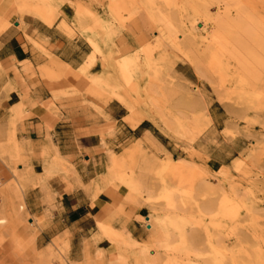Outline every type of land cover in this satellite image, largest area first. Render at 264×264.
Here are the masks:
<instances>
[{
	"label": "rangeland",
	"instance_id": "374dc122",
	"mask_svg": "<svg viewBox=\"0 0 264 264\" xmlns=\"http://www.w3.org/2000/svg\"><path fill=\"white\" fill-rule=\"evenodd\" d=\"M109 1L9 0L0 32L11 16L68 18L61 27L92 49L79 70L89 81L83 96L119 102L132 127L145 120L151 139L120 133L110 144L114 133H101V186L127 190L124 179L110 178L112 155L132 182L126 200L143 211L147 240L98 222L83 239L80 260L69 235L36 244L43 218L26 212L23 196L45 182L33 177L12 126L0 134V264H218L217 254L219 264H264V0H125L134 12L119 16ZM224 6L232 19L217 30L214 16ZM132 20L148 36L126 51L115 41ZM241 79L247 100L232 93ZM103 239L117 247L113 260L97 244Z\"/></svg>",
	"mask_w": 264,
	"mask_h": 264
},
{
	"label": "crops",
	"instance_id": "0c3cea01",
	"mask_svg": "<svg viewBox=\"0 0 264 264\" xmlns=\"http://www.w3.org/2000/svg\"><path fill=\"white\" fill-rule=\"evenodd\" d=\"M11 5L0 0L1 16ZM1 16L0 25L6 22ZM9 19L12 24L0 32V134L14 126L17 141L29 154L33 177L45 182L44 188L37 185L23 196L26 212L43 218L36 244L69 235L72 252L80 260L83 239L97 230L98 222L126 229L130 237L146 241L147 228L139 222L143 211L129 203L121 189L101 186L105 163L101 133H114L115 138L105 141L110 144L120 133L134 138L137 133L144 135L136 141L151 139L145 120L132 127L125 121L128 111L119 102L83 96L89 81L79 70L92 49L83 36L72 37L61 27L60 22L68 18L54 22L55 18L25 14ZM147 36L140 22L132 20L115 43L132 51ZM54 152L65 157L67 169H46ZM68 170L75 173L67 176ZM97 244L107 259L117 255V247L107 239Z\"/></svg>",
	"mask_w": 264,
	"mask_h": 264
},
{
	"label": "bare ground",
	"instance_id": "6f19581e",
	"mask_svg": "<svg viewBox=\"0 0 264 264\" xmlns=\"http://www.w3.org/2000/svg\"><path fill=\"white\" fill-rule=\"evenodd\" d=\"M128 3L129 2H126L125 0H110L109 1V8L108 9H110V11H111V13H112V15L113 16H116V15H118L119 16V14H121L122 13V11H126V10H130V12H134L133 10L135 9V7L133 8L131 5H130V3H129V5H128ZM132 3V2H131ZM236 4V3H235ZM248 5V4H247ZM238 6V5H237ZM230 7H228V6H224L223 7V9L222 10H220L221 8H218V10H220V12H218V14H216L215 16H214V21H215V27H216V29L217 30H219V29H221V27H222V25L226 22V21H228V20H231L232 18V13H231V11H230V9H229ZM239 8V7H238ZM237 8V13H239L240 14V12H241V10L240 9H238ZM206 11V10H205ZM129 12V13H130ZM213 18V17H212ZM205 19H207V18H205ZM210 19V18H209ZM208 19V20H209ZM213 21V22H214ZM215 29V30H216ZM240 35V34H239ZM210 43H212L213 45H214V43L213 42H210ZM209 44V43H208ZM216 45V44H215ZM210 47H211V45H210ZM218 49V48H217ZM219 50H220V48H219ZM214 51V50H213ZM239 51H240V49H239ZM217 52V51H216ZM202 53V52H201ZM206 53V52H205ZM212 54V53H211ZM216 54H218V53H216ZM244 55V54H243ZM262 55H264V54H262ZM215 55H213V57H214ZM219 56V55H218ZM212 57V58H213ZM225 57V56H224ZM209 59H210V55H209V57H208ZM211 58V59H212ZM210 59V61H212ZM214 59V58H213ZM217 59V58H216ZM241 54H240V56L238 57V60L239 61H241ZM215 60V59H214ZM220 60V59H219ZM209 61V62H210ZM213 62V61H212ZM218 62V61H217ZM213 64H214V62H213ZM215 64H216V62H215ZM215 64H214V66H215ZM211 65V64H210ZM217 65V64H216ZM244 65V64H243ZM212 66V65H211ZM218 67V66H217ZM217 67L215 68L216 70H217ZM222 69V68H221ZM240 69V68H239ZM227 70V69H226ZM48 71V70H47ZM219 73V72H218ZM220 73H221V71H220ZM220 76H218V78H219ZM223 77V76H222ZM225 77H226V75H225ZM224 77V78H225ZM228 78V77H227ZM221 79V77L219 78V80ZM226 79V78H225ZM258 79L259 78H257V79H255L254 80V84L255 83H257V81H258ZM220 83V82H219ZM225 83V82H224ZM223 82L221 83V84H224ZM247 83V81L245 80V79H241V80H239V82L236 84V88L233 90V94L237 97V98H239V99H241V100H247V99H249V96H250V92H249V90H246L245 88H244V86H245V84ZM220 84V85H221ZM221 86H223V85H221ZM235 86V85H234ZM233 87V86H232ZM182 126V125H181ZM49 137V136H48ZM15 145V147L16 148H18L19 147V145H16V144H14ZM12 146V145H11ZM23 147V146H22ZM53 147V146H52ZM9 148V147H8ZM22 149H24V147L22 148ZM44 149V148H43ZM54 149V148H53ZM8 150V149H7ZM26 150V149H25ZM55 150V149H54ZM53 150V151H54ZM15 150L13 149V152H14ZM50 151V150H49ZM52 151V152H53ZM8 152H10L9 150H8ZM18 152H19V150H18ZM10 153H12V152H10ZM15 153V152H14ZM44 153H46V154H48V152L46 151V152H44ZM43 153V154H44ZM55 153V152H54ZM8 155H9V153H8ZM12 155V154H11ZM13 156V157H12ZM12 156H10V158L12 157V158H14V157H17V155H12ZM110 157V166H111V168H110V170H109V175H110V178L111 179H113V178H115V180L116 179H120L119 181H121V179H124V181H125V187L127 188V190H125V194L127 195V193H130L131 191H133V185H132V182H129V181H127L129 178H128V175H127V173H125L124 171H123V169H122V164L120 163L121 161L120 160H117V159H115L114 157H112V155H110L109 156ZM65 158V157H64ZM63 157H61V156H59L58 154H54V157H52V159L50 160V161H48L47 162V165H50V166H52V167H54V169H67V167H68V162L64 159ZM15 159V158H14ZM174 162H176V161H174ZM71 166V165H70ZM178 167V165H170L169 166V168L170 169H176ZM71 169H73V168H71ZM69 171V170H68ZM70 172V171H69ZM74 172V171H73ZM73 172H71L72 174H73ZM70 173V174H71ZM75 173V172H74ZM13 176H15V175H13ZM76 176V175H75ZM16 179H17V177H16ZM14 181H16L15 179H14ZM12 182V181H11ZM18 183V182H17ZM16 183V184H17ZM117 189L119 188V189H121L120 187H119V185H117V186H115ZM121 206V205H120ZM121 208H123V207H121ZM117 211V210H116ZM122 210L120 209V211H118V212H121ZM123 213V212H122ZM115 214V213H114ZM171 225H169V224H167L166 226H165V229H168L169 227H170ZM112 227V226H111ZM1 228V227H0ZM5 230V229H4ZM112 230L115 232V233H117V234H122L119 230H117V229H115V228H113L112 227ZM3 231V230H2ZM11 231V230H10ZM12 232H14V230H12ZM12 232H10V233H12ZM2 234V233H1ZM182 234V233H181ZM17 237H15V239H16ZM2 242V241H1ZM13 242H15V240L13 241ZM19 248V247H18ZM17 255V254H16ZM31 257V256H30ZM17 258V257H16ZM46 258V257H45ZM47 259V258H46ZM17 260V259H16ZM45 260V259H44ZM215 260H216V263H220V261H221V258H220V256L217 254V255H215ZM22 261V260H21ZM48 263H50L51 262V260H50V257L48 258ZM46 260H45V262H47Z\"/></svg>",
	"mask_w": 264,
	"mask_h": 264
}]
</instances>
